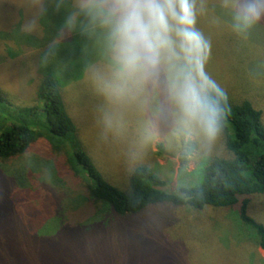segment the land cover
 <instances>
[{"label": "rangeland", "instance_id": "1", "mask_svg": "<svg viewBox=\"0 0 264 264\" xmlns=\"http://www.w3.org/2000/svg\"><path fill=\"white\" fill-rule=\"evenodd\" d=\"M249 10L224 0H0V125L37 133L28 153L0 163L1 227L60 238L84 264H264L235 208L161 204L117 216L87 206L75 183L87 178L72 161L84 151L122 191L137 166L168 192L199 185L212 159L232 155L201 108L209 89L230 106L250 101L264 125V34ZM46 76L76 126L66 138L48 134L35 95ZM248 214L264 226L263 194Z\"/></svg>", "mask_w": 264, "mask_h": 264}, {"label": "trees", "instance_id": "2", "mask_svg": "<svg viewBox=\"0 0 264 264\" xmlns=\"http://www.w3.org/2000/svg\"><path fill=\"white\" fill-rule=\"evenodd\" d=\"M224 1H235L250 7L249 14L252 8L258 9L261 15L251 19L255 20L257 28H262L264 34V0ZM140 2L134 3L137 5ZM35 95L42 102L48 134L57 138L75 134V123L67 112L58 81L53 76L43 77L38 82ZM2 97L0 92V101ZM200 104L212 125L226 135L225 146L232 155L212 159L205 166L199 185L181 187L176 193L168 192L163 189L165 181L150 168L137 166L129 177L128 189L122 191L106 182L90 157L80 149L75 152L72 161L87 180L81 182L80 177H76L79 175H76L75 183L84 191L87 206L107 208L117 216L136 214L147 206L161 204L198 210L206 206L235 208L240 219L254 229L258 246L264 251V226L248 214L251 196L264 195V125L261 112L248 100L230 106L223 92L216 88L209 89ZM20 113L30 116L34 114V108H21ZM226 125L231 126L233 137L227 136ZM36 135L33 128L24 122L0 125V163L10 162L28 153ZM191 150L192 147H189L184 160L192 153ZM6 210L0 204V218L8 214ZM39 210L32 208L29 217L35 218ZM1 224L0 219V264H84L73 262L68 257L74 249L70 248L68 253L60 238H43L35 235V231L10 235ZM21 236L34 242L21 246L17 243Z\"/></svg>", "mask_w": 264, "mask_h": 264}]
</instances>
